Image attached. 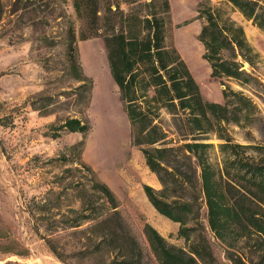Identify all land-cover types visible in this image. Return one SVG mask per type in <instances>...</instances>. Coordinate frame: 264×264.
I'll use <instances>...</instances> for the list:
<instances>
[{"label": "trees", "instance_id": "1", "mask_svg": "<svg viewBox=\"0 0 264 264\" xmlns=\"http://www.w3.org/2000/svg\"><path fill=\"white\" fill-rule=\"evenodd\" d=\"M70 1L78 26L68 20L66 44L79 82L76 90L85 88L88 94L92 86L78 63L76 39L99 37L129 121L130 141L160 185L143 183V192L158 213L178 222L182 245L143 223L158 263L221 264L212 237L233 264H264V142L250 135L262 120L253 96L264 100V83L253 70L260 54L230 14L239 11L264 33V0L197 3L201 55L211 77L223 85L221 101L202 95L169 40V0ZM233 125L243 130V141L234 137ZM50 128L53 135L84 133L89 125L68 116ZM82 146L83 139L70 145L78 157ZM79 163L91 173L89 181L77 182V204L67 207L69 220L42 235L48 248L64 264H73L75 257L84 264H144L143 248L115 194L87 164ZM57 227L77 234V248L58 244Z\"/></svg>", "mask_w": 264, "mask_h": 264}, {"label": "rangeland", "instance_id": "2", "mask_svg": "<svg viewBox=\"0 0 264 264\" xmlns=\"http://www.w3.org/2000/svg\"><path fill=\"white\" fill-rule=\"evenodd\" d=\"M199 1L169 0V40L186 61L202 95L221 101L222 84L211 77L197 38ZM0 2V264H64L42 235L50 233V226L69 220L67 207L77 204L75 186L87 183L91 174L80 161L115 194L143 248L144 264H159L143 223H151L171 243L182 245L183 239L177 236L178 222L158 213L143 192V183L160 185L130 141L129 121L101 38L76 39L78 63L92 81L87 94L85 88L76 90L79 82L67 57L68 20L75 29L78 26L71 1ZM230 14L260 54L253 70L264 83V33L239 11L230 10ZM229 84L240 88L234 81ZM253 98L262 120L250 135L264 142V100ZM68 116L86 120L87 131L63 130L53 135L50 126ZM231 128L234 137L243 141V130ZM80 139L83 146L78 157L70 145ZM201 212L204 215L205 209ZM57 228L58 244L77 248V234ZM210 244L221 264H233L221 243L210 237ZM71 259L73 264H84Z\"/></svg>", "mask_w": 264, "mask_h": 264}, {"label": "water", "instance_id": "3", "mask_svg": "<svg viewBox=\"0 0 264 264\" xmlns=\"http://www.w3.org/2000/svg\"><path fill=\"white\" fill-rule=\"evenodd\" d=\"M239 64L241 67H245L246 62L239 60ZM222 87H223V85H222Z\"/></svg>", "mask_w": 264, "mask_h": 264}]
</instances>
